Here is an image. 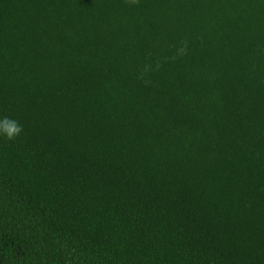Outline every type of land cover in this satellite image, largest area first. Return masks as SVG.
Masks as SVG:
<instances>
[{
    "label": "trees",
    "instance_id": "obj_1",
    "mask_svg": "<svg viewBox=\"0 0 264 264\" xmlns=\"http://www.w3.org/2000/svg\"><path fill=\"white\" fill-rule=\"evenodd\" d=\"M0 264H264V0H0Z\"/></svg>",
    "mask_w": 264,
    "mask_h": 264
},
{
    "label": "clouds",
    "instance_id": "obj_2",
    "mask_svg": "<svg viewBox=\"0 0 264 264\" xmlns=\"http://www.w3.org/2000/svg\"><path fill=\"white\" fill-rule=\"evenodd\" d=\"M131 4H138L139 0H128ZM23 133L22 126L8 118L0 120V136L6 138L9 141H14Z\"/></svg>",
    "mask_w": 264,
    "mask_h": 264
}]
</instances>
